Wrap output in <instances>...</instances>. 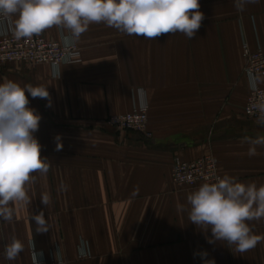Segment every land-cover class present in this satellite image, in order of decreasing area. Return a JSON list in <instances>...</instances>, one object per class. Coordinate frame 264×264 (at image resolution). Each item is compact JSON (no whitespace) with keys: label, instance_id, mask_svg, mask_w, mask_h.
<instances>
[{"label":"crops","instance_id":"1","mask_svg":"<svg viewBox=\"0 0 264 264\" xmlns=\"http://www.w3.org/2000/svg\"><path fill=\"white\" fill-rule=\"evenodd\" d=\"M199 10L204 19L192 39L180 33L145 39L104 23L77 39L53 27L42 34L76 41L80 62L56 69L0 65V83L44 85L51 98L47 107L48 100L26 93L41 115L34 135L50 169L26 185L31 202L10 204L13 219L0 220V264H33L35 257L71 264H264V241L244 253L210 244V230L188 218L186 198L196 188L171 179L176 156L213 154L221 177L264 183V146L248 155L249 141L264 136V126L244 113L251 83L242 54L245 41L264 48V0L241 10L234 0H200ZM10 28L13 19L0 24V33ZM141 103L149 107V134L109 127L108 117ZM41 211L46 232H37L33 219ZM249 223L264 235V219ZM12 237L24 247L9 261L3 245Z\"/></svg>","mask_w":264,"mask_h":264},{"label":"clouds","instance_id":"2","mask_svg":"<svg viewBox=\"0 0 264 264\" xmlns=\"http://www.w3.org/2000/svg\"><path fill=\"white\" fill-rule=\"evenodd\" d=\"M255 0H234L241 10L245 3ZM200 0H0V17L13 19L15 39H29L56 27L73 38H79L90 25L104 23L127 35L155 39L166 34H183L192 39L204 19ZM48 100V87L6 80L0 83V220L11 221L10 204H29L26 185L33 183L35 174H46L50 161L41 155L42 145L34 135L39 129L41 115L29 107V99ZM257 124L264 126V102L256 106ZM55 150L63 148L61 136L54 137ZM249 156L258 155L256 146H264V136L249 141ZM188 218L201 231L211 232L208 242H224L235 252L244 253L264 241L255 234L251 221L264 219V183L243 182L224 175L214 182H204L187 195ZM48 194L41 203L48 206ZM183 211L184 205H178ZM37 232L49 229L44 212L33 216ZM23 242L12 237L3 245L6 260L12 261L23 250ZM202 253V258L206 257ZM205 264H215L206 260Z\"/></svg>","mask_w":264,"mask_h":264},{"label":"built area","instance_id":"3","mask_svg":"<svg viewBox=\"0 0 264 264\" xmlns=\"http://www.w3.org/2000/svg\"><path fill=\"white\" fill-rule=\"evenodd\" d=\"M12 18L0 17V24H6ZM74 40L49 39L45 35L33 36L29 39H15L13 28L0 33V65L23 62L30 65L47 64L58 68L64 63L80 62L81 48ZM244 73L251 83V91L244 113L250 119H257L256 105L264 102V48L252 49L243 43ZM149 107L145 103L137 105L134 110L108 117L107 123L121 132H148ZM218 160L213 154H206L194 160H183L179 156L174 159L172 181L178 186L198 188L204 182H214L221 177ZM33 264H71L59 258L47 263L35 257Z\"/></svg>","mask_w":264,"mask_h":264}]
</instances>
